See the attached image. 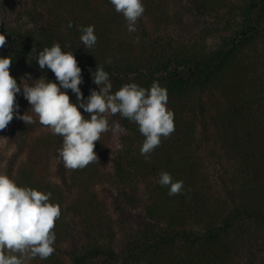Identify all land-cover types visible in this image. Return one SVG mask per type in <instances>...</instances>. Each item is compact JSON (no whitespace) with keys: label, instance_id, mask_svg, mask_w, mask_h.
Listing matches in <instances>:
<instances>
[{"label":"trees","instance_id":"trees-1","mask_svg":"<svg viewBox=\"0 0 264 264\" xmlns=\"http://www.w3.org/2000/svg\"><path fill=\"white\" fill-rule=\"evenodd\" d=\"M173 2L142 0L145 11L129 32L110 0H0V35L6 37L0 57H11L17 83L28 72L32 82L59 83L32 53L59 43L82 69L85 102L99 91L92 73L102 66L113 94L128 83L150 89L158 82L174 113L175 131L149 160L140 154L138 125L109 114L96 161L68 170L58 158L63 138L39 123L24 96L18 98L35 121L29 126L47 131L18 149L8 177L51 193L50 202L61 207L55 251L39 264H229L233 246L226 234L233 220L264 213V115L252 105L262 76L249 70L264 37V0H179L177 8ZM89 25L97 36L90 49L78 30ZM61 90L79 105L71 89ZM114 122L122 131L110 155L105 138ZM207 147L221 152L220 163L208 162ZM165 171L183 181L181 194L169 196L158 183ZM141 207L144 217L136 225L133 213Z\"/></svg>","mask_w":264,"mask_h":264},{"label":"clouds","instance_id":"clouds-1","mask_svg":"<svg viewBox=\"0 0 264 264\" xmlns=\"http://www.w3.org/2000/svg\"><path fill=\"white\" fill-rule=\"evenodd\" d=\"M110 3L117 13L123 14L128 31H136V23L145 11L142 0H110ZM68 26L72 27L71 22ZM78 30L81 42L86 48H92L97 42L94 26H81ZM5 43L6 37L0 35V47ZM36 52L34 48L33 58L37 59L39 67L50 69L59 83L41 77L30 85L22 78L23 96L39 123L63 138L58 158L65 169H83L96 161V142L102 133L109 131V114H120L138 125L144 137L140 154L145 160H149L162 138L170 137L175 131L174 113L167 108V89L158 82H153L150 89L128 83L113 94L109 74L102 66H97L92 77L99 91L92 90L85 102L80 89L82 69L75 55L62 51L59 43L45 47L38 56ZM11 64V57H0V130L17 115L16 95L21 92V86L10 73ZM61 88L71 89L79 105L72 103ZM81 108L90 118H85ZM29 112L18 118L26 124L34 123ZM112 131H122L118 122H114ZM158 183L168 187L169 196L182 192L183 181L174 182L166 171L159 173ZM50 196L51 193L18 186L6 174H0V264H27L36 257L46 260L54 253V228L61 216V207L51 203Z\"/></svg>","mask_w":264,"mask_h":264},{"label":"rangeland","instance_id":"rangeland-1","mask_svg":"<svg viewBox=\"0 0 264 264\" xmlns=\"http://www.w3.org/2000/svg\"><path fill=\"white\" fill-rule=\"evenodd\" d=\"M178 5L179 0H175L173 6L177 8ZM174 12V9L170 10V13L173 14ZM183 26L184 21L180 27ZM169 29L170 28H168V30ZM251 54L256 62L251 65L252 68L249 69L250 73L254 76H262V84L261 86H257L258 96H255V103H252V105L259 110L260 114L264 115V37L260 39L258 46H256L255 51ZM33 78L34 74L28 72L23 79L27 80L31 85ZM18 84L21 86V92L16 95V104H19L17 115L14 116L13 120L4 130H0V166H4V168L0 167V174H6L7 176H9V163L12 164V159L15 160V153L18 149L24 146L26 142L30 143V139L36 137L40 132L47 131L46 128L39 127L38 125L30 127L29 124H26L23 120L18 118V116L25 114V108H21L22 106L18 101V98L23 96L22 81ZM111 131L112 130H110L105 138V146L110 155H114L119 147V134L118 132ZM25 132L28 134H24ZM207 135H209V133H207ZM207 149H210V147H207ZM211 150L212 148L207 153L203 154L208 158V162L212 165H216L220 163V156L222 155L221 152L211 154ZM235 160L234 158L230 159V161ZM223 161H229V157H224ZM16 162L18 163V158ZM224 172L225 171H223V173ZM239 176L243 178L242 176L245 175H242L240 172ZM258 214L259 216L243 214L237 222L233 220V226L226 234V237L229 238L233 246V254L229 264H264V213L259 212ZM143 217L144 209L141 207L133 213L134 224H140ZM41 261L39 257H36L28 261L27 264H39Z\"/></svg>","mask_w":264,"mask_h":264}]
</instances>
